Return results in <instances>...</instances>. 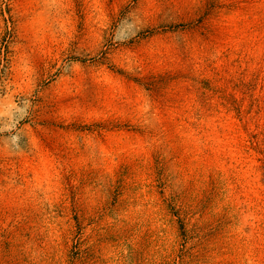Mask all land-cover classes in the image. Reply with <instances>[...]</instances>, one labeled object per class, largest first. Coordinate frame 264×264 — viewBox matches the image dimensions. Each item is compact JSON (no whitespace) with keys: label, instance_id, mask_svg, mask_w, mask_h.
Segmentation results:
<instances>
[{"label":"rangeland","instance_id":"obj_1","mask_svg":"<svg viewBox=\"0 0 264 264\" xmlns=\"http://www.w3.org/2000/svg\"><path fill=\"white\" fill-rule=\"evenodd\" d=\"M0 264H264V0H0Z\"/></svg>","mask_w":264,"mask_h":264}]
</instances>
